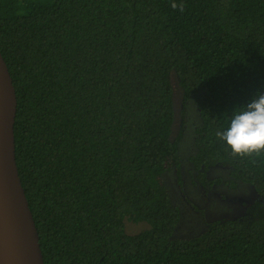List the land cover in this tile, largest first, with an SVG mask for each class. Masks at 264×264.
<instances>
[{"label":"trees","instance_id":"trees-1","mask_svg":"<svg viewBox=\"0 0 264 264\" xmlns=\"http://www.w3.org/2000/svg\"><path fill=\"white\" fill-rule=\"evenodd\" d=\"M0 52L44 264H264V152L234 155L216 135L264 93V0H0ZM185 165L204 192L225 182L257 196L174 238L166 174L184 193ZM212 167L227 179L207 180ZM127 221L151 228L130 234Z\"/></svg>","mask_w":264,"mask_h":264},{"label":"water","instance_id":"water-1","mask_svg":"<svg viewBox=\"0 0 264 264\" xmlns=\"http://www.w3.org/2000/svg\"><path fill=\"white\" fill-rule=\"evenodd\" d=\"M17 95L0 52V264H44L15 155Z\"/></svg>","mask_w":264,"mask_h":264},{"label":"rangeland","instance_id":"rangeland-1","mask_svg":"<svg viewBox=\"0 0 264 264\" xmlns=\"http://www.w3.org/2000/svg\"><path fill=\"white\" fill-rule=\"evenodd\" d=\"M170 79L174 88L173 103L176 108V119L173 122L172 140L176 137L179 129L178 115L182 105V89L179 87V79L177 73L172 71ZM194 126L198 124V119H193ZM192 129L188 128L187 136H190ZM186 136V137H187ZM184 142V140H183ZM192 147H181V153L192 151ZM189 165L184 168L187 171L183 172L184 193L178 191L176 187V178L169 171L166 174L167 187L174 205L177 206L180 212L179 222L173 233L174 238H191L202 233L207 225L218 219H232L244 212V202L253 201L257 194L254 188L249 184H240L237 188H230L225 182L213 185L207 188L205 192L202 185L198 184L195 176L196 173ZM170 177V182L168 178ZM217 177L227 179L228 170L222 167H212L207 174V180H213ZM128 222V223H127ZM126 222V231L130 234H138L151 228L148 222L141 221L137 223ZM128 224V225H127ZM127 227H129L127 229Z\"/></svg>","mask_w":264,"mask_h":264},{"label":"clouds","instance_id":"clouds-1","mask_svg":"<svg viewBox=\"0 0 264 264\" xmlns=\"http://www.w3.org/2000/svg\"><path fill=\"white\" fill-rule=\"evenodd\" d=\"M171 7L184 11L183 4L172 3ZM216 135L226 142L234 155L250 156L264 152V93L258 91L250 103L238 107L228 129L218 131Z\"/></svg>","mask_w":264,"mask_h":264}]
</instances>
